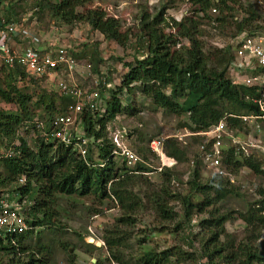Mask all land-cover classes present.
<instances>
[{
  "label": "trees",
  "instance_id": "16d2710c",
  "mask_svg": "<svg viewBox=\"0 0 264 264\" xmlns=\"http://www.w3.org/2000/svg\"><path fill=\"white\" fill-rule=\"evenodd\" d=\"M90 1H47L45 8L66 25L87 23L105 41L125 46L129 33L122 30L118 19L104 10H84ZM190 1L195 7L192 16L180 21L164 18L167 6L154 17L150 18L147 13L140 16L145 54L126 64L127 71L120 85L109 91L107 99L99 95L104 101L102 108L91 111L85 106L78 115L79 131L89 141L84 158L52 137L51 121L65 114L67 106L72 103L69 98L55 93V98L48 99L41 107L39 103L35 109L27 94L13 85L4 87L0 83V102L16 105L15 112L0 110V137L9 139L11 145L7 155H0V196L30 203L25 214L29 229L14 237L15 245L8 240L0 241V251L10 255V264H46L39 257L45 254V250H33L24 242L33 234V229L57 223L55 207L59 199L74 202L90 199L97 204L113 199L119 205L120 216L110 231L114 235L104 237L109 260L116 264H170L171 258L175 264L180 261L195 264L199 259L203 262L201 264H264V257L254 245L264 230V170L259 158L235 155L233 148L223 152L222 164L226 175L212 173L205 183H200L201 168L195 161L188 181L191 194L175 196L183 211L182 222L176 226V231L181 230L183 224L190 225L193 215L206 212L207 217L197 225L200 233H188L189 237L183 238L190 246L199 238L198 250L187 252L175 246L157 253L142 240L136 241L138 246L135 249L119 230L121 226H132L136 220L134 215L146 204L162 222H173L176 218L163 192L151 191L144 201L130 188L138 179L147 176L143 173L151 171L148 166L150 159L141 157L144 162L138 163L130 172L123 162L117 163V156L113 154L115 146L108 137L107 127L117 116L131 111L128 98L139 92L155 108L187 115L189 123L184 126L193 133L204 131L224 118L234 131H242L246 125L237 117L257 113L253 102L258 96L256 86L236 84L226 75L232 58L231 43L206 53L198 37L203 35L200 21L204 18L208 20L206 25L211 23L214 25L212 28L222 32L228 30L230 42L242 34H261L264 32V12H259L256 3L250 0ZM212 8L216 10V14H211L214 19L207 16ZM257 22H261L260 25ZM181 39L187 40L186 46L182 45ZM3 70L15 79L30 76L20 67L10 69L0 65V71ZM166 88L169 95L165 93ZM34 121L41 127L36 128ZM25 125L28 128L24 133L29 131L32 144L21 135L17 137L19 129ZM192 139L197 141V145L201 142L200 137ZM163 146L165 154L176 162L188 161L186 150L175 140L169 139L163 142ZM146 150L151 158L156 159L149 147ZM135 153L140 157L138 153L143 151L138 149ZM196 155L197 151L193 157ZM243 170L261 180V186L254 192L255 200L246 204L244 212H221L216 208L220 203L232 196H241L229 179ZM161 172V176L170 183L171 169L165 168ZM92 212L97 214L100 211ZM235 214L244 222L249 234L245 241L237 244L225 231L226 222ZM126 250L130 252L126 253Z\"/></svg>",
  "mask_w": 264,
  "mask_h": 264
},
{
  "label": "rangeland",
  "instance_id": "374dc122",
  "mask_svg": "<svg viewBox=\"0 0 264 264\" xmlns=\"http://www.w3.org/2000/svg\"><path fill=\"white\" fill-rule=\"evenodd\" d=\"M47 1L54 2V0H1L0 17L33 31L40 38L44 48L49 49L50 45H65L77 64L73 77L79 89L87 93L97 92L106 99L109 91L120 85L123 74L127 71L126 64L133 62L134 58H142L145 54L143 49L145 38L141 32L140 16L147 13L150 18L154 17L164 6H167L164 18L180 21L182 18L191 17L195 8L190 0H91L85 5L84 10L93 8L104 10L109 16L118 19L122 30L129 33L127 44L120 46L113 41H105L87 23L74 22L66 25L54 18L45 8ZM258 11L264 12L259 9ZM207 16H211L210 11L207 12ZM211 17L214 19L215 16ZM200 22L203 35L198 39L202 41L206 53L230 44L228 30L222 32L221 29L212 28L214 25L211 23L206 25L208 23L206 18ZM261 22L257 24L260 25ZM180 41L182 45H187V40ZM60 78L66 79L65 75H59L54 81L27 75L15 79L8 76L7 71H0V83L4 87L13 85L27 94L31 103L35 105V109H38L39 103L41 107L48 99L55 98L53 85ZM165 93L169 95L168 88L165 89ZM127 104L131 105V111L123 112L108 124L109 138L114 135L121 136L124 145L129 149L135 152L141 149L143 153H138L140 158L143 156L149 158L152 167H156L158 161L148 155L146 147L150 141L160 139L166 142L173 139L184 147L188 161L177 162L171 168L170 183L161 176L162 172H157L138 179L134 186L130 187L144 201L145 196L151 191L163 192L168 206L176 214L173 222H162L146 204L134 215L136 220L132 226L119 227L121 235L135 249L138 246L136 241L142 240L157 253L175 246L187 252H195L199 248V238L192 246L183 238L189 237L188 233L194 235L200 233L197 225L200 220L207 217L206 212L193 215L190 225L183 224V228L176 231V226L182 222L183 211L180 201L175 196L191 194L188 181L193 167L189 161L197 151V141L187 135L192 131L184 126L189 123L188 116L155 108L150 100L139 92L128 98ZM0 110L15 112L16 105L0 102ZM73 130L77 133L79 125H74ZM20 135L32 144L29 131L24 133L23 128L19 129L17 137H21ZM9 142V139L0 137V155L9 153L11 146ZM116 161L122 164L121 158L117 157ZM210 175L211 173L201 168L200 183H205ZM232 178V183L237 186L241 196H232L216 208L221 212L230 210L236 213L244 212L246 204L255 200L254 192L261 186V180L247 170L239 172ZM173 195L174 198H171ZM55 209L57 223L51 227L33 229V234L24 242L33 250L43 248L45 254L38 255L46 261V264H116L109 260L104 240L105 236L114 235L110 234V231L113 230L115 220L120 216L119 205L113 199H108L103 204H97L90 199L77 202L59 199ZM96 209L100 212L94 214L92 211ZM225 231L236 244L245 241V238L249 236L244 222L236 214L226 222ZM89 240L92 242L90 243ZM254 245L259 254L264 257V230ZM171 261L170 264H175L174 259L171 258ZM200 261V259L197 260L195 264L203 263ZM188 262L180 261L176 264H189ZM0 264H10V255L0 251Z\"/></svg>",
  "mask_w": 264,
  "mask_h": 264
},
{
  "label": "built area",
  "instance_id": "2783aa9c",
  "mask_svg": "<svg viewBox=\"0 0 264 264\" xmlns=\"http://www.w3.org/2000/svg\"><path fill=\"white\" fill-rule=\"evenodd\" d=\"M250 1L255 2L260 11L264 10L262 0ZM210 12L216 14L214 8ZM10 38L25 41L27 46L20 51L14 49L8 43ZM230 43L232 58L226 75L236 84L246 87L256 86L258 96L253 102L256 103L257 113L237 117L246 125L242 131H234L224 118L204 131L187 134L189 137L201 138V142L197 145L196 157L190 158L191 167H194L195 161H198L200 168L222 176L226 175L222 164L223 152L229 148H233L234 154L243 158L254 156L259 158L262 163L261 168L264 170V32L242 34ZM50 46L49 49L44 48L40 38L31 30L0 17L1 66L10 69L20 67L28 75L45 78L47 81H54L59 75H65L66 79L57 80L53 88L57 95L69 98L72 103L67 106L65 114L56 116L51 121L52 137L63 145L71 147L84 158L89 141L79 130L75 133L73 126L79 125L78 115L85 106L91 111H96L103 107L104 101L97 92L87 93L79 89L73 77L77 64L68 48L60 44ZM34 125L36 128L41 127L37 121H34ZM27 128L25 125L23 130ZM110 139L115 146L113 154L122 159L124 167L130 172L138 163L144 162L133 150L124 145L121 136L114 135ZM163 142L160 139L150 141L148 147L156 157L158 165L152 167L147 164L151 171L143 173L144 175L161 172L165 168L171 169L177 164L175 159L165 154ZM229 180L233 182L232 177ZM28 206L30 203L24 200L18 201L6 195L0 196V241L8 240L15 245L14 237L29 229L25 221Z\"/></svg>",
  "mask_w": 264,
  "mask_h": 264
},
{
  "label": "crops",
  "instance_id": "0c3cea01",
  "mask_svg": "<svg viewBox=\"0 0 264 264\" xmlns=\"http://www.w3.org/2000/svg\"><path fill=\"white\" fill-rule=\"evenodd\" d=\"M8 43L12 48L19 51L27 46V43L25 41H19L17 38L8 39Z\"/></svg>",
  "mask_w": 264,
  "mask_h": 264
},
{
  "label": "bare ground",
  "instance_id": "6f19581e",
  "mask_svg": "<svg viewBox=\"0 0 264 264\" xmlns=\"http://www.w3.org/2000/svg\"><path fill=\"white\" fill-rule=\"evenodd\" d=\"M89 242H92V240H89Z\"/></svg>",
  "mask_w": 264,
  "mask_h": 264
},
{
  "label": "water",
  "instance_id": "95a60500",
  "mask_svg": "<svg viewBox=\"0 0 264 264\" xmlns=\"http://www.w3.org/2000/svg\"><path fill=\"white\" fill-rule=\"evenodd\" d=\"M91 243V242H90ZM97 246H99V244H97Z\"/></svg>",
  "mask_w": 264,
  "mask_h": 264
}]
</instances>
